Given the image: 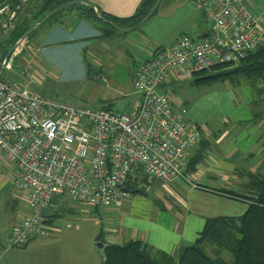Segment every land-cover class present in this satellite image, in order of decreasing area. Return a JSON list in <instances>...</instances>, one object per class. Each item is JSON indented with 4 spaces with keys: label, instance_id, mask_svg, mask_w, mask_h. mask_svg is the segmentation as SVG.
Segmentation results:
<instances>
[{
    "label": "built area",
    "instance_id": "2783aa9c",
    "mask_svg": "<svg viewBox=\"0 0 264 264\" xmlns=\"http://www.w3.org/2000/svg\"><path fill=\"white\" fill-rule=\"evenodd\" d=\"M31 2L0 0V41ZM197 8L210 23L207 35H181L142 62L132 82L139 99L127 113L59 102L24 82L0 80V153L16 165L15 187L26 201L8 249L46 235L42 212L56 198L113 207L156 182L185 179L186 155L200 132L168 86L241 64L264 33V17L246 0H198Z\"/></svg>",
    "mask_w": 264,
    "mask_h": 264
},
{
    "label": "crops",
    "instance_id": "0c3cea01",
    "mask_svg": "<svg viewBox=\"0 0 264 264\" xmlns=\"http://www.w3.org/2000/svg\"><path fill=\"white\" fill-rule=\"evenodd\" d=\"M88 1L101 13L124 19L133 16L143 0ZM246 2L255 17H264V0H246ZM186 3L188 10L185 11L182 21L185 22L189 17L197 20L196 26L192 28L193 34L196 35H182L205 37L208 30L204 29L203 19L205 22L206 19L197 8L198 0H182L181 4ZM199 12L203 18L198 14ZM50 22V26L48 24L43 32L36 34L37 37L35 35L30 43L26 44L25 50H82L81 54H89V50H126L133 68L134 65L138 67L148 60L156 49L170 47L177 39L175 38L168 46H151L146 41L148 38L142 37L144 36L142 27L126 30L127 32L119 31L123 34L122 38L114 33L107 36L102 33L98 25L104 24L102 21L81 17L77 10L62 12L48 23ZM115 37L117 42L110 41ZM261 46H264V33ZM40 56L37 54L39 59ZM219 100L230 101L233 108L226 112L220 111L223 116L216 122L220 127L215 129L214 126L209 127L206 122L210 106L215 110L218 109V105H215L216 96L203 99L191 112L184 107V103H181V106L187 109L188 119L199 129L200 140L187 152L186 160L188 159L189 163L185 168V179L179 182L172 180L153 184V187L156 186L158 189L156 192L160 201L162 197L170 195L174 197L176 200L174 203L180 208L176 207L175 210L174 203L163 201V208L169 211H159L156 208L144 209L140 206L142 198L135 200L131 198L114 206V209L107 210L105 217L110 223L118 224V228L109 224L110 233L105 244L123 245L130 241H140L152 253L165 252L178 258L186 248L185 243L195 242L208 219L239 217L245 213L249 203L232 195L254 196L251 189L252 181L256 175L264 173V121H260L259 125H255L256 128L249 130L247 136L241 137L238 124L261 118L257 110H254L256 106L251 90L245 87L242 88L239 96L224 94ZM16 178V165L0 153V240L7 231L8 224H12L10 229L12 230L22 221L26 213L25 196L16 189ZM181 181L186 185L187 190L182 186ZM181 194L182 196H178ZM56 200L58 201L55 203L56 214L60 216V210L63 209L62 202L67 199L56 198ZM53 209L54 215V205ZM223 209H234L236 212L244 213L237 216L224 215L219 211ZM173 210L171 215L167 214ZM19 214L22 216L21 221ZM114 214L121 215L119 223L116 218L111 217ZM127 220L130 222L129 225H126Z\"/></svg>",
    "mask_w": 264,
    "mask_h": 264
},
{
    "label": "rangeland",
    "instance_id": "374dc122",
    "mask_svg": "<svg viewBox=\"0 0 264 264\" xmlns=\"http://www.w3.org/2000/svg\"><path fill=\"white\" fill-rule=\"evenodd\" d=\"M31 3L26 8V10L30 8L29 13L36 2ZM181 3L182 0H161L158 12L141 28L144 32L142 37L148 38L146 41L149 45L154 47L158 45H162L160 47L168 46L182 34L196 35V33L193 34L192 28L196 26L197 20L189 17L185 22L182 21L185 11L188 10L186 6L189 2L186 4ZM77 8L79 6L75 5L70 9L62 10L59 14ZM198 14L202 17L200 12ZM48 24L50 26L51 22L45 23L41 28L39 27L40 29L36 34L39 35L43 32ZM98 25L102 33L107 34V36L110 33L118 34L119 38L123 36L122 33L111 29L105 24ZM203 25L206 31L210 30V23L205 22L204 19ZM110 41L117 42L118 40L115 37ZM27 43L29 44L30 40ZM26 44H23L15 53L14 58H11L6 67V69L9 68L7 74L0 76V78L2 77L5 81L24 82L29 85L32 91L49 96L59 102L97 109L106 108L117 114L129 112L137 102L136 91L132 85L137 66L134 65L131 68L132 61L126 50H89V54H81L82 50H25ZM37 54L41 55L40 59ZM238 66L240 64L226 66V68L233 69ZM207 84L196 85L191 82V79H186L172 84L168 91L173 92L177 102L184 103V107H187L190 112L203 99L216 96L217 102H215V105H218V109L215 110L213 106H210L209 111H207L206 122L209 127L214 126L215 129L220 127L219 124H216L218 119L223 116L220 111L226 112L233 108L230 101H222L219 98L224 94L233 97L239 96L242 88L248 87L254 97L256 106L254 110H257L262 118L253 122L238 124L241 137L247 136L249 130L260 124L264 117V83L259 82L256 84L245 78H239ZM188 163L187 159L186 164ZM176 180L179 182L182 179ZM181 184L187 190L182 181ZM155 187L150 186L146 190V194H135L132 200L142 198L140 206L144 209L154 210L156 208L159 211H169L163 208V201L172 204L176 200L174 197L167 195L162 197L160 201L156 192L158 189ZM175 193L179 194V192ZM178 196H182V194ZM55 203H58V201H53L54 215L57 211ZM174 204L175 210L176 207L180 208L177 203ZM61 208L63 209L60 210V216H53L46 221L44 225L46 235L30 241L23 247L8 249L7 237L12 226V224H8L7 231L3 233L0 240L2 263L102 264V256L96 245L99 241H107L110 233L108 231L109 224L118 228V224L110 223L105 217L107 210L115 207L95 209L82 206L74 201L65 200L62 202ZM219 211L224 215L231 216L244 213L236 212L234 209ZM173 212L174 210L167 214L171 215ZM111 217L116 218L119 223L121 215L114 214ZM21 219L22 216L19 214V220L21 221ZM129 224L130 222L127 220L126 225ZM192 244L185 243V247ZM226 256V260H230V256Z\"/></svg>",
    "mask_w": 264,
    "mask_h": 264
},
{
    "label": "trees",
    "instance_id": "16d2710c",
    "mask_svg": "<svg viewBox=\"0 0 264 264\" xmlns=\"http://www.w3.org/2000/svg\"><path fill=\"white\" fill-rule=\"evenodd\" d=\"M32 2L36 3L34 7H31V12H28L30 8L26 10L15 29L0 41V68L2 61L18 40L34 24L41 22L47 14L56 9L60 8L45 23L56 18L62 10L70 9L75 5L79 6L76 10L79 11L81 17L101 22L95 9L88 5V0H32ZM72 2L76 3L66 6ZM155 2L156 0H143L137 12L124 19L112 17L100 11L99 13L120 28L131 30L140 24ZM103 23L117 30L109 24ZM39 29L32 32L12 52L8 64L21 46L31 40ZM8 70L9 68L5 69L0 76H5ZM239 78H245L256 84L264 83V46H260L237 68L217 67L211 71H203L194 75L191 81L196 85H208L207 83ZM0 80L4 79L1 77ZM261 121H264V117ZM251 186L254 196L232 195L249 203L242 216L208 219L195 242L184 248L178 258L165 252L152 253L140 241H130L123 245H108L105 249L103 264H264V173L256 175ZM53 216H57V214ZM226 255L230 256V260H226Z\"/></svg>",
    "mask_w": 264,
    "mask_h": 264
},
{
    "label": "water",
    "instance_id": "95a60500",
    "mask_svg": "<svg viewBox=\"0 0 264 264\" xmlns=\"http://www.w3.org/2000/svg\"><path fill=\"white\" fill-rule=\"evenodd\" d=\"M76 2H72V3H69L67 4L66 6H71L73 4H75ZM160 3H161V0H156L154 6L152 7V9L150 10V12L146 15V17L140 22V24L135 28V29H138L140 27H142L145 23L148 22L149 19H151L153 17V15L155 14V12L157 11V9L159 8L160 6ZM88 5H90L91 7H93L95 10H96V14L98 16V18L102 21V22H105L107 24H109L110 26L116 28L117 30L121 31V32H127L126 30L120 28L119 26L115 25L114 23L108 21L107 19H105L104 17H102L99 13V11L95 8V6L88 2ZM60 9V8H59ZM59 9H56L54 10L53 12L47 14L45 16V18L41 21V22H38L36 24H34L19 40L18 42L11 48V50L8 52L7 56L5 57L4 59V62H3V65H2V68L0 69V75L4 72V70L6 69L7 65H8V62H9V58L12 54L13 51H15V49L32 33L34 32L36 29H38L43 23H45L55 12H57ZM133 30V29H131ZM130 30V31H131ZM42 215L43 217H45L46 219L48 218H51L52 215H53V208L51 205L47 206L43 212H42ZM108 245L105 244L104 242L102 241H99L96 245L99 253L101 254L103 260L105 258V249Z\"/></svg>",
    "mask_w": 264,
    "mask_h": 264
},
{
    "label": "clouds",
    "instance_id": "9594fccd",
    "mask_svg": "<svg viewBox=\"0 0 264 264\" xmlns=\"http://www.w3.org/2000/svg\"><path fill=\"white\" fill-rule=\"evenodd\" d=\"M54 210V209H53ZM53 216V215H52ZM50 219V218H49Z\"/></svg>",
    "mask_w": 264,
    "mask_h": 264
}]
</instances>
